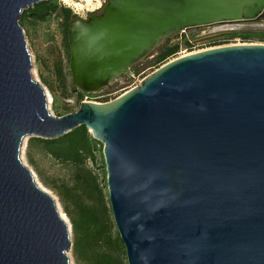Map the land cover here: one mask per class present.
Here are the masks:
<instances>
[{
    "label": "water",
    "instance_id": "1",
    "mask_svg": "<svg viewBox=\"0 0 264 264\" xmlns=\"http://www.w3.org/2000/svg\"><path fill=\"white\" fill-rule=\"evenodd\" d=\"M47 1L0 0V264H70L68 223L21 149L80 126L102 144L127 264H264V45L190 53L54 117L18 23ZM263 13L264 0H106L68 27L72 85L110 91L173 34L264 32Z\"/></svg>",
    "mask_w": 264,
    "mask_h": 264
},
{
    "label": "rangeland",
    "instance_id": "2",
    "mask_svg": "<svg viewBox=\"0 0 264 264\" xmlns=\"http://www.w3.org/2000/svg\"><path fill=\"white\" fill-rule=\"evenodd\" d=\"M47 2L58 8L69 9L71 13L78 18H86L95 12H100L106 4V0H95L91 4L87 3L86 0H48ZM26 11H29V9L25 10L24 13H21L18 23L23 31L26 48L31 57V74L33 79L39 82L44 88L47 96V108L50 114L54 117H62L75 112L85 97L92 100L96 96H102L108 93L111 94V96L106 100L107 102L112 101L124 94L123 88L130 82V80H133L132 77H134L135 82H141L143 78L159 68L154 65V58L157 56L155 50L144 60L131 67L129 70L130 76L128 78L125 76L120 77L112 85L110 91L102 90L97 94H83L79 92L71 82V75L69 72V48L64 41L62 26L58 15H52L43 20H35L28 17ZM210 32H212V28L205 27L189 30L181 37L178 34H173L169 38H166L160 47L179 46L178 54L169 60L172 61L190 53L216 47L233 45H264V32L250 31L239 32L238 34L237 32L232 31H224L216 34H211ZM188 41L191 42V45L193 46L191 51L187 48ZM48 87H51L52 91H50ZM28 139L29 138L25 139L21 149L22 163L33 174L35 183L55 199L60 214L64 216L66 222L70 226V240L72 242L73 234L69 220L64 215L57 196L53 191L44 186L42 180H45V182L56 180L58 182L72 185L74 183L77 169L72 165L64 164L55 160L46 151L39 147L34 151V166H31L28 163L25 154ZM95 154V162H87L85 164V169L89 170L92 173V176L96 179V184L102 194L100 202H102L107 210L112 224V238L116 242H118V240L120 242L118 248L115 249L112 254L114 257L122 259L124 264H127L124 246L119 239L116 227L113 223V217L108 201L106 171L102 157V144L100 151ZM68 256L70 264H80L75 262L71 250L68 252Z\"/></svg>",
    "mask_w": 264,
    "mask_h": 264
},
{
    "label": "trees",
    "instance_id": "3",
    "mask_svg": "<svg viewBox=\"0 0 264 264\" xmlns=\"http://www.w3.org/2000/svg\"><path fill=\"white\" fill-rule=\"evenodd\" d=\"M26 13H28V17L35 20L58 15L62 21L63 38L68 45V27L76 18L69 9L58 8L49 2H41L32 6ZM188 43L187 48L191 51L193 46L191 42L188 41ZM178 50V45L159 47L156 50L157 56L154 58V65L161 67L175 57ZM48 88L52 91L51 87ZM38 147L55 160L72 165L77 169L72 185L56 180L48 182L42 180L44 186L57 196L63 213L69 220L73 234L71 251L75 262L80 264H124L122 259L114 257L112 254L120 242L118 240V243L112 238V224L107 210L100 202L102 194L96 184V179L89 170L85 169L87 162H95V153L100 151L101 144L92 138L84 126L55 140L29 138L25 154L31 166H34L33 154Z\"/></svg>",
    "mask_w": 264,
    "mask_h": 264
},
{
    "label": "built area",
    "instance_id": "4",
    "mask_svg": "<svg viewBox=\"0 0 264 264\" xmlns=\"http://www.w3.org/2000/svg\"><path fill=\"white\" fill-rule=\"evenodd\" d=\"M259 23H264V22H259ZM205 27H207V28H210L211 27L212 28V31L216 28L215 26H205ZM205 27H200V28H205ZM194 29H199V28H194ZM189 30H193V29L183 30V31L177 32L175 34H178L181 37L183 34H185ZM210 33H212V32H210ZM132 79L133 80H130V82L123 88V92L124 93L127 92V91H129V90H131V89H133V88H135L139 84V82H137V81L135 82L134 77H132ZM110 96H111V94L106 93V94H104L102 96H96L92 100L89 99L88 97H85L82 102L101 103V102H104Z\"/></svg>",
    "mask_w": 264,
    "mask_h": 264
},
{
    "label": "flooded vegetation",
    "instance_id": "5",
    "mask_svg": "<svg viewBox=\"0 0 264 264\" xmlns=\"http://www.w3.org/2000/svg\"><path fill=\"white\" fill-rule=\"evenodd\" d=\"M100 12H95V13H93V14H99ZM93 14H91V15H93ZM90 15V16H91ZM90 16H87L86 18H78V17H76L72 22H74V21H77V20H83V21H87L88 19H89V17ZM60 22L62 23V21H61V19H60ZM71 22V23H72ZM260 22H264V13H263V15H262V18L260 19ZM70 23V24H71Z\"/></svg>",
    "mask_w": 264,
    "mask_h": 264
},
{
    "label": "bare ground",
    "instance_id": "6",
    "mask_svg": "<svg viewBox=\"0 0 264 264\" xmlns=\"http://www.w3.org/2000/svg\"><path fill=\"white\" fill-rule=\"evenodd\" d=\"M95 0H86V2L87 3H92V2H94ZM41 188V187H40ZM60 216H61V218L66 222V219L64 218V216L62 215V214H60ZM68 226H69V224H68ZM69 232H70V226H69Z\"/></svg>",
    "mask_w": 264,
    "mask_h": 264
}]
</instances>
